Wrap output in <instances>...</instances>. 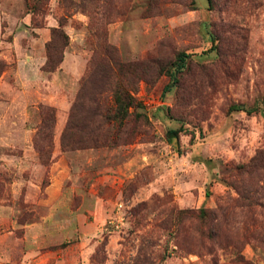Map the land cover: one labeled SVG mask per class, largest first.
<instances>
[{
    "label": "rangeland",
    "instance_id": "1",
    "mask_svg": "<svg viewBox=\"0 0 264 264\" xmlns=\"http://www.w3.org/2000/svg\"><path fill=\"white\" fill-rule=\"evenodd\" d=\"M237 256L264 264V0H0V264Z\"/></svg>",
    "mask_w": 264,
    "mask_h": 264
},
{
    "label": "trees",
    "instance_id": "2",
    "mask_svg": "<svg viewBox=\"0 0 264 264\" xmlns=\"http://www.w3.org/2000/svg\"><path fill=\"white\" fill-rule=\"evenodd\" d=\"M59 34H62L63 36V33L61 31V29L59 28V25L57 28L53 29L51 31V34H50V40L48 43H46L45 45V49H46V61L43 65V69L47 72H51L54 70V68L58 65V63L60 62L61 60V53H59L58 51V55L57 56H52V50H54V37L56 35H59ZM185 55L183 54H178L176 56V59H175V63L173 64V72L169 73V79L171 80V85H174L176 83V77H175V74L177 72H179L180 70H182L183 66H184V59H185ZM169 87H171L170 85H168L166 87V90L169 89ZM114 103L115 105L117 106V109H118V113H123L124 112V106L122 104V101L121 99H119L117 96L115 97V100H114ZM131 103V102H130ZM128 103V104H130ZM229 111H244V109L242 108V106L240 105H231L229 107ZM248 112V111H246ZM172 134H174V131L172 132ZM228 209V207H223V208H220L218 211H219V217H224L225 213H226V210ZM176 216L177 217H181V218H191L193 220H195L196 222H198L199 224H205L207 222L210 223V226H211V233L212 232V229L214 227V223H211L215 217H214V212H208V211H205L203 209H199L197 210L196 212H184V211H180V212H177L176 213ZM245 234V233H244ZM207 237H212V234L210 233H207L206 234ZM237 264H253L252 262L248 261V260H245L242 256H237Z\"/></svg>",
    "mask_w": 264,
    "mask_h": 264
}]
</instances>
